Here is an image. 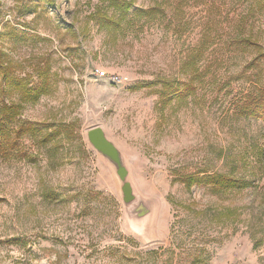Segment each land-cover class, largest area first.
<instances>
[{
    "label": "rangeland",
    "instance_id": "1",
    "mask_svg": "<svg viewBox=\"0 0 264 264\" xmlns=\"http://www.w3.org/2000/svg\"><path fill=\"white\" fill-rule=\"evenodd\" d=\"M108 6L0 0V60L49 85L8 122L0 264H264V121L241 113L264 90V1L134 0L120 26L100 27L99 10L119 19ZM3 103L20 95L0 72ZM97 127L151 209L142 232L88 143ZM212 175L229 188L191 184Z\"/></svg>",
    "mask_w": 264,
    "mask_h": 264
},
{
    "label": "trees",
    "instance_id": "2",
    "mask_svg": "<svg viewBox=\"0 0 264 264\" xmlns=\"http://www.w3.org/2000/svg\"><path fill=\"white\" fill-rule=\"evenodd\" d=\"M109 3V9L115 10L119 14V19H114L112 16L104 11H97L93 14V18L100 27H118L121 25L122 21L132 10L134 6V0H106ZM264 1V0H261ZM0 72L3 75L4 81L7 86L14 88L20 95V104L18 105H7L0 104V153L4 154L7 149L11 146L6 141L8 138V122L16 120L18 112L21 110L22 105L26 103L36 102L42 95L49 92V85L45 76V72L40 73L44 79L43 84L30 87V83L27 79H20L16 77L11 68L4 64L0 60ZM168 88V85H167ZM170 88V87H169ZM193 87L190 85L185 86V91L175 92L177 98L183 97L192 93ZM186 94V95H185ZM185 95V96H182ZM241 113L244 116H248L257 120L264 121V90L259 91L257 94L249 95L246 97L245 101L242 104ZM30 127L32 124H21L18 130V139L31 132ZM191 184L199 185L206 184L211 187H222L229 188V180L222 175H212V176H196L191 178Z\"/></svg>",
    "mask_w": 264,
    "mask_h": 264
},
{
    "label": "water",
    "instance_id": "3",
    "mask_svg": "<svg viewBox=\"0 0 264 264\" xmlns=\"http://www.w3.org/2000/svg\"><path fill=\"white\" fill-rule=\"evenodd\" d=\"M87 140L89 145L114 169L121 183V199L130 224L133 229L142 232L149 223L148 217L151 214V209L135 193L133 185L129 181L130 174L124 155L101 127L90 129L87 132Z\"/></svg>",
    "mask_w": 264,
    "mask_h": 264
},
{
    "label": "built area",
    "instance_id": "4",
    "mask_svg": "<svg viewBox=\"0 0 264 264\" xmlns=\"http://www.w3.org/2000/svg\"><path fill=\"white\" fill-rule=\"evenodd\" d=\"M96 72H97V74H98L99 77H102V78H106L107 77L106 72H104V71H102L100 69H97ZM114 81L117 82V83H121L122 82V78L119 77V76L118 77H115L114 78Z\"/></svg>",
    "mask_w": 264,
    "mask_h": 264
}]
</instances>
